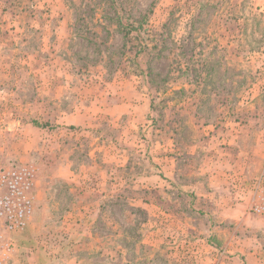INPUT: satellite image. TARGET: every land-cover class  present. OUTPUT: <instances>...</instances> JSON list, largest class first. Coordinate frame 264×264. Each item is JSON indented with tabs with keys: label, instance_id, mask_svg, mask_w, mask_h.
I'll return each mask as SVG.
<instances>
[{
	"label": "rangeland",
	"instance_id": "obj_1",
	"mask_svg": "<svg viewBox=\"0 0 264 264\" xmlns=\"http://www.w3.org/2000/svg\"><path fill=\"white\" fill-rule=\"evenodd\" d=\"M135 108L109 128L111 113ZM150 117L179 147L171 177L204 193L195 172L219 171L220 214L195 192L134 182L146 169L133 164L140 121ZM0 163L35 168L34 210L4 264H203L213 226L229 221L226 198L252 216L251 230L237 220L238 244H264V9L256 0H0ZM109 174L122 180L107 186ZM155 197L174 212L152 210Z\"/></svg>",
	"mask_w": 264,
	"mask_h": 264
},
{
	"label": "crops",
	"instance_id": "obj_2",
	"mask_svg": "<svg viewBox=\"0 0 264 264\" xmlns=\"http://www.w3.org/2000/svg\"><path fill=\"white\" fill-rule=\"evenodd\" d=\"M256 5H261L262 6V10L264 9V0H256ZM144 94L141 92L140 93V97L143 98ZM119 97V96H118ZM147 103H142V109H143V114L141 112L140 113V118L143 119L146 112H147ZM139 108H141L140 104H139ZM107 115H104V118L109 119L108 114L111 113L110 111H106ZM122 112H124L122 114ZM122 112H119L117 115L111 113L110 115V120L108 121L109 128H113L117 125H121L118 124L116 122H124V119L127 118L128 116L126 115V113L130 112L132 114V112H134V116L137 117L138 115L137 112L138 110L135 108L134 111H131L130 109H124ZM119 116V118L116 120V116ZM148 114V113H147ZM150 114V112H149ZM146 115L147 117H149L150 115ZM108 116V117H107ZM148 120H141L140 122L145 121L144 126H146L144 129H142V137L140 142L142 143L140 146H138V149L136 150V160L137 162H134V167H141V166H145L146 169H143V172H141L142 174H138L136 175V180H134V182H139V179L143 178L144 180H148V182H151L152 185V190L156 189L157 187L159 188L160 186L162 188H159L158 190H161L160 192H164L166 195H173V197L175 196V194H181L183 197H187L189 195V193H193L195 192V194L197 195L198 201L203 200L204 198H210L209 201L212 202L211 205V212L215 213V214H220L218 212V209H220V206H222V202H220L219 198L221 197V194L224 195L226 191H223L221 189V186H219L218 188H216L217 184H219V171L216 168H213V170H211L212 172L209 174L204 173L203 171H199V172H195V176L197 177V181L196 183H202L203 185L207 183V188L203 190L204 193H202L201 190H199L200 185L198 184H191L188 183L184 180H182L180 177L179 178H175V177H171L167 171L170 170L171 166L170 163L172 161H175V158H173V154H175L178 150V146L176 143H173L172 141H168L165 137V134H159L158 133V129H156L154 122L155 121H151V117L148 118ZM148 123H147V122ZM123 124V123H122ZM85 126V125H84ZM122 126V125H121ZM86 127V126H85ZM90 127V126H88ZM87 128V127H86ZM116 134L120 135L121 132L118 129H116ZM110 134V133H108ZM107 134V135H108ZM120 137H113L112 135H108L107 142L110 140L112 141V139L114 140H118ZM123 137H121L120 140H122ZM168 139H170V137H168ZM121 145V144H120ZM120 152L124 151V149L119 150ZM134 152V151H133ZM132 151H129V153H132ZM120 153L117 152V154L114 156V152L113 155L111 157H109L111 162L109 163L110 166H112V169H114V166L117 165L118 163H114V161H118L120 160L119 155ZM130 159V158H129ZM114 160V161H112ZM127 160V157H126ZM173 163V162H172ZM147 164V166H146ZM120 165V164H119ZM118 166V165H117ZM120 166H125V163L120 165ZM158 169H162V171L165 173L164 175L160 174L158 172ZM111 175L114 174L113 171H111L110 173ZM109 174V175H110ZM108 177V180H106L107 182V186L110 184H114V182L116 181V183L118 181L122 180V177L120 175H113ZM135 175V174H134ZM133 175V176H134ZM111 178V181H109ZM115 180V181H114ZM164 184V185H163ZM150 187V186H149ZM151 188V187H150ZM118 189V187H116V189L113 190L116 191ZM122 189H118V191H120ZM151 190V189H150ZM229 196L234 195L233 192L228 191L227 192ZM133 199H137V197H139L137 194H132ZM225 203L227 204V208L228 211L225 212L228 214V218L229 221H223L224 224H222V222L220 221L219 224H217L216 226H213V232L214 236H217L218 238L216 242L214 241H209L208 245L210 247V254L208 255H203L200 256L199 258H197V261H201L203 262V264H210L211 262H229V263H236V264H264V244L259 246L256 245V243H248L249 245L245 246V245H239L236 238L237 237V229H238V224L236 223L238 219H240V221H244L245 225L248 226V228L246 229H250L251 230V226L249 224L250 220L252 219V216L250 214H248L246 211V204L243 203H238L236 201H232L229 198H226ZM149 204H150V208H152V210H160L162 213L170 215L171 212H174L172 210L171 207H169L167 204L164 203V201H162V199L160 197H155V199H149ZM204 204V202H203ZM204 206V205H203ZM205 209V208H204ZM206 210V209H205ZM204 212V211H202ZM233 218H235V220H233ZM151 219L153 221H155V223L157 222L156 220V214L151 215ZM235 222V223H233ZM226 226H228V230H233V235L231 236V238L226 239L225 237L222 236L221 234V230L225 229ZM253 229V228H252ZM255 230V229H253ZM222 238V239H221ZM252 242V241H251ZM234 249V250H233ZM223 250V251H222ZM222 251V252H221ZM228 252V253H226Z\"/></svg>",
	"mask_w": 264,
	"mask_h": 264
},
{
	"label": "built area",
	"instance_id": "obj_3",
	"mask_svg": "<svg viewBox=\"0 0 264 264\" xmlns=\"http://www.w3.org/2000/svg\"><path fill=\"white\" fill-rule=\"evenodd\" d=\"M34 181L32 165L0 163V264L11 259L13 237L26 228L33 213ZM256 211L264 212V202L256 207Z\"/></svg>",
	"mask_w": 264,
	"mask_h": 264
}]
</instances>
